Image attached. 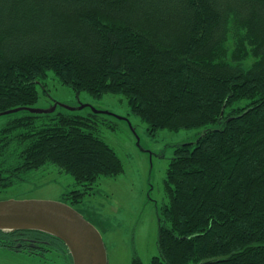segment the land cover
Here are the masks:
<instances>
[{
	"label": "trees",
	"instance_id": "1",
	"mask_svg": "<svg viewBox=\"0 0 264 264\" xmlns=\"http://www.w3.org/2000/svg\"><path fill=\"white\" fill-rule=\"evenodd\" d=\"M50 72L125 95L151 134L217 124L175 147L150 264H264V0H0V115L24 112L1 131L0 190L53 164L76 208L125 166L99 113L28 110Z\"/></svg>",
	"mask_w": 264,
	"mask_h": 264
},
{
	"label": "rangeland",
	"instance_id": "2",
	"mask_svg": "<svg viewBox=\"0 0 264 264\" xmlns=\"http://www.w3.org/2000/svg\"><path fill=\"white\" fill-rule=\"evenodd\" d=\"M39 94L34 108L57 106L56 111L84 116H92L95 110L110 111L115 115L99 113L95 133L122 158L125 170L116 177L100 178L76 208L101 232L108 264H132L135 257L150 264L151 259L160 253L159 211L168 202L164 180L175 147L195 141L206 129L217 124H211L209 128H165L151 134L148 124L132 112L125 95L106 93L97 97L87 91L77 92L52 72L46 86H39ZM22 114L23 111L0 115V135L12 119ZM12 157L9 152L0 154V164L2 160H12ZM76 188L78 186L71 175L48 164L14 177L12 185L0 190V200L40 199L68 203L69 194ZM8 251L12 250L4 249V257L0 255V264H41L36 259L28 260ZM60 259L62 257L56 256L52 263L45 264H66Z\"/></svg>",
	"mask_w": 264,
	"mask_h": 264
},
{
	"label": "water",
	"instance_id": "3",
	"mask_svg": "<svg viewBox=\"0 0 264 264\" xmlns=\"http://www.w3.org/2000/svg\"><path fill=\"white\" fill-rule=\"evenodd\" d=\"M53 109L55 107H31L28 110L43 112ZM16 111L18 109L12 112ZM95 111L114 115L110 111ZM116 117L127 120L123 116ZM0 230L44 231L65 242L74 264H108L106 245L99 229L83 213L66 202L40 199L0 200Z\"/></svg>",
	"mask_w": 264,
	"mask_h": 264
},
{
	"label": "flooded vegetation",
	"instance_id": "4",
	"mask_svg": "<svg viewBox=\"0 0 264 264\" xmlns=\"http://www.w3.org/2000/svg\"><path fill=\"white\" fill-rule=\"evenodd\" d=\"M79 210V209H78ZM2 235L0 240V255L4 249H11L9 254L15 256L36 259L41 264H45L56 259V256L62 257L66 264H73V258L65 244L55 236L44 233H33L27 230H20L15 234ZM12 237V239H11ZM4 257V256H3ZM50 263V264H51Z\"/></svg>",
	"mask_w": 264,
	"mask_h": 264
}]
</instances>
